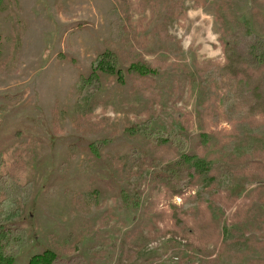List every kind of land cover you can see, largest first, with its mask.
<instances>
[{
    "label": "rangeland",
    "instance_id": "obj_1",
    "mask_svg": "<svg viewBox=\"0 0 264 264\" xmlns=\"http://www.w3.org/2000/svg\"><path fill=\"white\" fill-rule=\"evenodd\" d=\"M239 23L264 39V0H0V223L25 234L13 264L45 249L264 264V68L227 64ZM105 51L118 73L97 69ZM147 124L210 166L180 194L152 177L180 154Z\"/></svg>",
    "mask_w": 264,
    "mask_h": 264
},
{
    "label": "trees",
    "instance_id": "obj_2",
    "mask_svg": "<svg viewBox=\"0 0 264 264\" xmlns=\"http://www.w3.org/2000/svg\"><path fill=\"white\" fill-rule=\"evenodd\" d=\"M250 27L247 23H239L233 28L231 33V41L225 46V52L227 53L228 65L234 64L238 61H244L250 65L264 68V39L251 34ZM100 61L97 63V69L102 72L109 74L118 73L117 67L119 61L117 56L111 51H105L100 54ZM133 70L139 72L145 70L143 65L131 66ZM94 73V71L92 72ZM143 74V73H142ZM89 79V78H88ZM144 126L141 128V132L146 133V137L150 138V141L154 145H159L163 143H169L175 145L178 153L180 154L178 158L163 165L160 170L153 171L152 177L154 181L160 182L163 185H170L171 189L174 190L175 194H180L184 191L182 185L178 184V180L184 184L189 183L195 175L203 176L209 169V164L206 160L197 157L196 155L187 152V143L182 138L180 134L176 133H164L159 130L151 129ZM104 144L99 143L97 147L100 148ZM94 146V143L90 144V149ZM177 183V187L172 186ZM187 181V182H186ZM186 187V186H185ZM23 229L16 222L0 223V264H13L18 247H22L24 244L23 237L25 234ZM14 241L13 245L17 243L14 248H8L11 242ZM77 263L76 257L69 259H64L63 257L57 255L54 251L50 249H45L41 253L32 255L26 264H75Z\"/></svg>",
    "mask_w": 264,
    "mask_h": 264
}]
</instances>
